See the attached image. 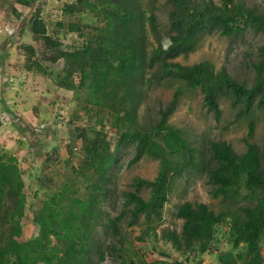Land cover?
Here are the masks:
<instances>
[{
    "label": "trees",
    "instance_id": "trees-1",
    "mask_svg": "<svg viewBox=\"0 0 264 264\" xmlns=\"http://www.w3.org/2000/svg\"><path fill=\"white\" fill-rule=\"evenodd\" d=\"M14 1L28 8L36 0ZM156 1L150 0V8L142 0H74L65 4L64 14L90 13L102 23L89 26L93 33H83L78 23H70L68 31L83 38L82 44L72 50H63L59 39L48 34L39 9L27 21V32L40 44L43 54L37 58L34 46H24L28 53L26 70L47 75L50 70L44 62L63 61L61 72L55 75L57 84L77 94L84 92L87 112L97 117L93 126L75 125L85 157L79 168H70L72 175L85 183L89 195L78 197V180L68 178L34 213L35 235L22 240L27 208L24 182L15 156L0 153V264H102L108 250L125 251L121 224L134 227L140 225L141 218L139 241L156 235L173 180L186 166L194 165L197 157L198 150L191 147L185 133L169 123L182 89L200 90L204 106L217 121L221 117L219 98L229 99L241 116H251L255 108L264 109V63L254 65V82L246 87L224 69L214 71L208 61L191 66L172 62L195 52L204 35L238 36L250 27L264 36V15L236 0H221L219 5L204 0H169L173 5L169 14L172 34L166 46H154L149 36L158 34L152 11ZM76 75L78 82L74 81ZM154 84H176V88L171 100L157 110L154 122L141 124L139 110ZM251 118L243 154L235 153L226 142H209L213 163L207 170L210 196L221 198L233 209L216 213L203 203L177 206L180 232L165 231L161 235L177 251L194 255L210 251L217 244V227L223 226L227 232L221 234L222 239L229 249L217 255L219 264H263L264 149L251 142L256 129ZM105 121L109 132L118 135L112 151ZM121 144L134 147L129 165L144 158L159 163L156 177L136 178L133 191L118 192L115 188L112 171ZM144 189L149 191L147 199L141 195ZM114 196L122 200V210L111 216L104 204ZM114 239L120 248L110 243ZM131 264L146 262L136 257Z\"/></svg>",
    "mask_w": 264,
    "mask_h": 264
},
{
    "label": "rangeland",
    "instance_id": "rangeland-1",
    "mask_svg": "<svg viewBox=\"0 0 264 264\" xmlns=\"http://www.w3.org/2000/svg\"><path fill=\"white\" fill-rule=\"evenodd\" d=\"M74 0H36L31 7H22L14 0H0V153L15 156L24 182V194L27 198L26 215L22 220V240H28L36 233L32 218L47 200L68 178L73 180L71 167L79 168L85 157L82 149L83 140L77 136L75 125L82 128L93 126L97 117L88 113L84 102V92H73L62 89L57 84L55 75L61 72L63 61L56 64L44 62L50 74L42 75L37 71L25 68L28 53L24 46L36 48L37 58L43 51L27 32V21L34 11L39 9L45 22L47 32L59 39L63 50L78 48L83 38L68 31L70 23H78L83 33L91 32L89 26L97 27L102 23L94 15L64 14L62 8ZM147 8L150 0H142ZM201 0H193L199 2ZM209 4L219 5L221 0H204ZM246 8L264 15V0H236ZM173 5L169 0H158L153 4L158 24V34L150 33L152 45H167L172 34L169 14ZM20 16H18V15ZM264 36L250 27L238 36L224 37L219 33L204 35L199 39L195 52L187 57L180 56L173 60L183 66H191L208 61L214 71L224 69L235 81L251 87L255 79L254 65L264 63L262 45ZM26 63V64H25ZM78 82V76L74 77ZM176 84L151 87L147 98L139 110V122L152 124L156 112L172 98ZM220 120L204 106V97L200 90L182 89L176 111L169 118V123L183 131L191 147L197 151L194 165L186 166L179 177L172 183V191L162 211L156 235L144 242L139 241L141 223L134 227L121 224V240L124 252L108 250L102 264H131L136 257H141L146 264L155 261L182 262L183 264H219L217 255L228 251L223 233L226 227L218 226L217 244L203 254H184L177 251L172 244L161 239L165 231L181 230L182 221L175 216L177 206L185 203H203L218 213L233 207L221 198L210 196L211 185L208 183L207 170L213 166L209 142H226L237 154L246 150L243 139L248 132V122L256 123L255 134L251 142L264 149V109H254L251 116L239 115L241 111L233 108L229 99L219 98ZM107 130V141L111 151L115 149L118 135L109 132V124L104 122ZM71 148V151H69ZM118 161L112 174L118 192L133 191L132 184L136 178L153 180L158 172L159 163L144 158L138 163L129 165L134 156V147L121 144L117 151ZM199 161V163H198ZM78 197L87 198L89 190L81 178H77ZM119 195V194H117ZM144 199L149 196L148 190H142ZM119 196L111 197L104 207L116 216L122 210ZM120 241V240H119ZM219 242V243H218ZM111 244L119 245L110 240ZM264 264V242L261 243ZM119 250V249H117ZM181 263V264H182ZM236 264H243L237 261Z\"/></svg>",
    "mask_w": 264,
    "mask_h": 264
}]
</instances>
